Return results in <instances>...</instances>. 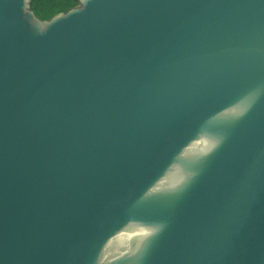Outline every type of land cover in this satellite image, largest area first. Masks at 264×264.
Returning a JSON list of instances; mask_svg holds the SVG:
<instances>
[{"label": "water", "instance_id": "1", "mask_svg": "<svg viewBox=\"0 0 264 264\" xmlns=\"http://www.w3.org/2000/svg\"><path fill=\"white\" fill-rule=\"evenodd\" d=\"M0 264H264V0H0Z\"/></svg>", "mask_w": 264, "mask_h": 264}, {"label": "trees", "instance_id": "2", "mask_svg": "<svg viewBox=\"0 0 264 264\" xmlns=\"http://www.w3.org/2000/svg\"><path fill=\"white\" fill-rule=\"evenodd\" d=\"M76 4L77 0H30V8L42 19H48Z\"/></svg>", "mask_w": 264, "mask_h": 264}]
</instances>
